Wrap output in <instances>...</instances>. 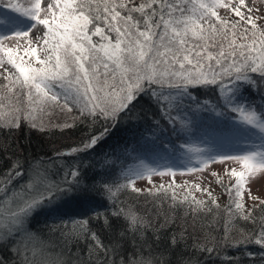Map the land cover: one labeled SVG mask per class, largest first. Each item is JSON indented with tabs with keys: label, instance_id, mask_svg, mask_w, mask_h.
Returning <instances> with one entry per match:
<instances>
[{
	"label": "snow or ice",
	"instance_id": "6c2138e0",
	"mask_svg": "<svg viewBox=\"0 0 264 264\" xmlns=\"http://www.w3.org/2000/svg\"><path fill=\"white\" fill-rule=\"evenodd\" d=\"M261 4L264 0H0V8L17 14L0 13V130L11 133L23 124L36 129L38 114H51L56 106L77 112L63 128H74L77 121L90 126L68 151H56L55 159L26 167L5 156L11 163L0 172V248L14 258L0 256V264H172L167 257L186 241L187 225L179 237L171 234L169 247L159 245L184 218L180 213L191 215L195 232L197 219L218 217L220 210L209 187L177 185L176 175L203 173L228 161L239 168L224 169L229 203L219 226L202 224V239L192 235L193 255L181 253L176 264H200L195 253L211 256L219 249L239 253L226 255L227 264H244L246 258L248 264H264V199L250 187L264 173ZM209 94L214 99L201 98ZM138 109L159 117L144 138L145 149L158 159L136 156L120 167L116 179L97 180L116 169L119 157L96 149L118 124L134 114L139 119ZM202 113L223 119L227 147H201L209 143L206 138L192 139ZM162 120L183 142L173 146L165 139ZM96 124L102 130L93 133ZM0 151L7 153L8 147ZM93 153L99 159L85 164ZM210 175L222 183L217 172ZM155 176L173 179L156 185ZM138 180L148 186L138 187ZM123 192L136 194L135 201L121 200ZM97 196L107 204H94ZM70 202L86 206L82 218L60 216ZM41 214L53 218L49 234L58 236L74 259H65L63 252L49 259L51 241L33 228Z\"/></svg>",
	"mask_w": 264,
	"mask_h": 264
},
{
	"label": "trees",
	"instance_id": "16d2710c",
	"mask_svg": "<svg viewBox=\"0 0 264 264\" xmlns=\"http://www.w3.org/2000/svg\"><path fill=\"white\" fill-rule=\"evenodd\" d=\"M201 98L214 99V97L209 94L207 97L201 96ZM139 119L136 118L134 114L132 119L127 122H122L118 124L113 130L110 131L108 137L97 149L96 152H107L112 153L115 151V156H112V159H119L116 162V169L110 170L107 175L96 177L97 180H114L117 178L119 169L122 166H127L133 163L135 158V151L140 149H145V139L150 137L152 134L151 126L152 122L155 119H159L158 116H154L151 111L145 114L138 109ZM75 117L77 116V112L74 113ZM231 115V114H230ZM73 120H68L66 122L57 121L49 125H38V128L34 129L30 127L28 124H23L19 129L14 130L11 133L7 131L0 130V147H8V152L4 153L0 151V172H3L11 163V160L5 159V156H10L12 160L19 158L25 166L28 164L34 163L39 160H48L49 158L55 159L54 153L56 151H68V149L73 146L75 143L79 142L82 138L86 136L89 132V125L80 124L77 121V126L74 128H63L62 125L64 123H72ZM213 122L222 124V118L211 117L209 113H202L201 119L197 125L204 126L206 123ZM161 124L168 129V131L164 134L165 139L172 142V145L175 146L177 143L183 142L182 140H178L175 135L171 133V129L167 125L165 121H161ZM42 128L43 130H40ZM102 130L101 124H96L91 126V131L93 133L99 132ZM135 149V151H133ZM146 150V149H145ZM147 151V150H146ZM148 152V151H147ZM99 159L95 153H93L90 157L85 160V164L89 162H95V160ZM52 178L54 180L61 179V176L53 174ZM92 173L88 172V179L91 182ZM224 188L225 184H221ZM225 200L223 203H219L220 210L219 216L213 218V216H208L207 220L197 219L195 221L196 229L192 227L194 221L191 215L185 216L184 212H181L180 215L184 217L183 219H178L176 222V226L173 229H169L164 233L163 239L160 242L159 248L169 247L168 240L173 232L179 237L181 226L186 224L188 231L185 234L187 239L182 240L178 248L174 249L173 252L167 257L171 260L172 264H176L177 257L183 253L185 256L193 255L191 251V245L193 243L192 235L194 234L197 239H202L204 231L201 229V225H207L208 222H212L213 224H217L219 217L224 216V208L229 203V197L224 192ZM121 200H128L129 203H132L136 199V194H131L128 192H123L120 194ZM94 204H107V201L103 199L102 196H97L94 200ZM139 204L142 206L144 204V197L140 196ZM167 206V205H166ZM215 211V210H214ZM86 212V206L70 202L65 205L61 212L60 216H62L65 220H71L74 218H82ZM257 215L261 213L257 210ZM203 216V214H201ZM52 217H49L45 214H41L36 217L33 221V228L43 234V238L45 240H49L52 243V246L48 249V257L51 260H55L58 253L63 252L65 259H74L68 250L64 247V245L59 241L58 236L50 235L48 230V224L51 223ZM244 222H241L243 224ZM219 225L217 224V227ZM251 227V225H248ZM205 230L211 231L213 235H219L216 231L212 229ZM148 236L151 237L152 233L149 232ZM185 243L189 246L187 250H185ZM249 251L259 252V248L255 246H250ZM132 249L129 246L128 252H131ZM159 251V249H157ZM77 249L75 245L71 246V253H76ZM144 254L147 255V249L144 250ZM226 255H239V253L232 249H219L217 253H213L211 256L208 253H195L193 258L199 260L200 264H227L224 257ZM0 256H3L7 260L13 259L12 253H10L6 248H0ZM244 264H248L247 258L244 261ZM256 264H259V261H256Z\"/></svg>",
	"mask_w": 264,
	"mask_h": 264
},
{
	"label": "rangeland",
	"instance_id": "374dc122",
	"mask_svg": "<svg viewBox=\"0 0 264 264\" xmlns=\"http://www.w3.org/2000/svg\"><path fill=\"white\" fill-rule=\"evenodd\" d=\"M23 2V0H21ZM250 2V0H249ZM261 9L264 10V4L260 5ZM0 13H7L9 15H17L16 13H12L10 9L7 8H0ZM223 14V13H222ZM4 81L0 79V85H2ZM76 111L72 113L62 112L59 108V106H56L54 109L51 110V114L46 113H40L37 116L36 123L37 125H49L57 121L66 122L68 120H73L75 117ZM226 134L227 129L222 126V124L213 123V122H207L204 126H199V128H195L193 132L192 139L199 143L201 139H207L209 143L200 144L201 147H213L220 144H223L225 147H227L226 143ZM164 155L163 153H161ZM178 155V153H177ZM135 157L141 156L149 159L150 161L153 159H158V157L155 154H152L150 152H147L145 149H140L138 151H135ZM164 160H160V163H164ZM177 169H179V161H176ZM231 167H237L239 168V165L234 164L231 161L226 162L225 164H212L210 165L209 169L204 171L203 173H195V174H186V175H179L177 174L175 177V183L177 185L185 184V182H200L202 187H209L210 190L213 193V196L217 199L218 203H223L225 200L224 195V188L221 186V184L227 185L230 182V179L227 175L224 173V169L231 168ZM211 172H217L219 174V179L222 181L221 184H218L217 177H212L210 175ZM197 177L200 179L198 180ZM173 178L169 176L159 177L155 176L153 177V181L156 185H159L161 183H164L165 185L169 183ZM138 187H147V181H137ZM251 191L253 195L258 196L260 199H264V173H261L255 180H253L250 184ZM178 193L182 196L184 194V191L182 189L177 190ZM197 198L199 199H205L207 200L206 194H201L198 192L193 193ZM246 203L248 205H252L253 201L250 199H247L246 194ZM258 203V201H257Z\"/></svg>",
	"mask_w": 264,
	"mask_h": 264
}]
</instances>
